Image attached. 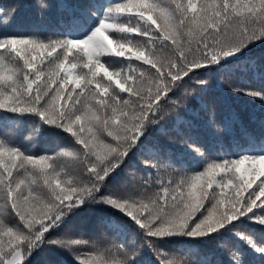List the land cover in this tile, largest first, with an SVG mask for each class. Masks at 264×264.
Returning <instances> with one entry per match:
<instances>
[{
	"label": "snow or ice",
	"instance_id": "6c2138e0",
	"mask_svg": "<svg viewBox=\"0 0 264 264\" xmlns=\"http://www.w3.org/2000/svg\"><path fill=\"white\" fill-rule=\"evenodd\" d=\"M57 6L48 30L20 14L43 20L49 0H0V264L46 248L73 264H264V121L223 143L235 125L201 105L216 133L202 143L179 115L213 80H264L246 55L264 45V0ZM231 90L264 102V87ZM173 115L176 148L146 143ZM90 206L110 236L70 226ZM183 241L200 247H170Z\"/></svg>",
	"mask_w": 264,
	"mask_h": 264
},
{
	"label": "trees",
	"instance_id": "16d2710c",
	"mask_svg": "<svg viewBox=\"0 0 264 264\" xmlns=\"http://www.w3.org/2000/svg\"><path fill=\"white\" fill-rule=\"evenodd\" d=\"M34 3V0H29ZM58 2L59 0H49L53 7L46 13L42 20L35 7L25 10L20 14V21L28 26L36 25L38 27L51 30L58 19ZM81 3H86L87 0H79ZM249 58L259 60L264 57V45H258L252 48L247 54ZM225 79H229V74H225ZM231 84L218 85L217 81L213 80V87L210 88L207 94L203 95V99L193 106L192 110L187 113L181 112L179 115L182 121L192 125L191 134L199 139L202 143H215L216 133L209 121V112L204 110L201 105H207L215 113L217 123L228 122L234 124L235 127L230 133H221L224 138L223 143H235L239 139V133L244 128L255 132L257 135L260 131L261 122L264 121V102L259 99H253L243 94L233 92L232 86L247 87L251 86L256 89L264 87V80L258 76H241L239 74L230 76ZM175 115V114H174ZM174 115L166 118L162 123L168 134L163 135L160 130H154L150 134L149 141L153 143L160 141L163 144L169 145L172 149L176 148L179 137L173 129ZM241 142H243L241 140ZM102 211L97 206H90L80 210L71 220V227L77 231L89 233L95 236H100L110 233L97 223L98 216L102 215ZM174 249H195L200 246L194 242H178L170 245ZM207 251V249H201ZM189 258H193L189 256ZM216 257L214 256L213 259ZM221 259L226 257L220 256ZM32 264H73L72 257L60 250L44 249L38 255L33 257Z\"/></svg>",
	"mask_w": 264,
	"mask_h": 264
}]
</instances>
